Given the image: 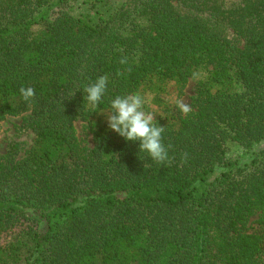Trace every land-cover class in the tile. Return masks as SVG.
Returning a JSON list of instances; mask_svg holds the SVG:
<instances>
[{
  "label": "trees",
  "instance_id": "16d2710c",
  "mask_svg": "<svg viewBox=\"0 0 264 264\" xmlns=\"http://www.w3.org/2000/svg\"><path fill=\"white\" fill-rule=\"evenodd\" d=\"M72 1L0 0V123L36 132L0 154V264H264V0ZM192 80L185 115L163 95ZM144 92L171 165L108 127L113 99Z\"/></svg>",
  "mask_w": 264,
  "mask_h": 264
},
{
  "label": "clouds",
  "instance_id": "9594fccd",
  "mask_svg": "<svg viewBox=\"0 0 264 264\" xmlns=\"http://www.w3.org/2000/svg\"><path fill=\"white\" fill-rule=\"evenodd\" d=\"M121 65L127 67L118 72L124 75L125 72L132 71L128 64V57L120 59ZM108 76H100L97 80L84 88L87 93V101L95 108L107 91ZM19 92L25 102L31 105L34 102L35 90L32 87H21ZM145 98L139 93L117 96L111 101V111L106 119L108 127L123 137L126 141L139 142V151L146 152L148 156L157 164L171 165L173 157L169 155L171 145L163 143L162 134L165 127L154 123V115L144 110ZM176 106L182 114L187 115L192 111L189 104L183 100H176ZM182 162L187 160V154H182Z\"/></svg>",
  "mask_w": 264,
  "mask_h": 264
},
{
  "label": "rangeland",
  "instance_id": "374dc122",
  "mask_svg": "<svg viewBox=\"0 0 264 264\" xmlns=\"http://www.w3.org/2000/svg\"><path fill=\"white\" fill-rule=\"evenodd\" d=\"M91 0H74L69 5V10L71 13L76 15L94 13L95 10L91 7ZM128 0H109L106 6L101 9V14L108 15L109 13L123 8ZM237 1V0H234ZM95 14V13H94ZM196 90V82L194 80L190 81L187 87L184 89L182 94H179L174 85H170L168 92L163 95L164 98L169 100L171 103L176 104V100H183L185 103L189 104L191 107V97ZM142 96L145 98L146 103L144 105V110L150 112L154 115L157 113L156 106L152 103V95L149 92H144ZM76 127L78 129L79 137L90 146L93 145L92 135L85 128L82 122H76ZM36 132L33 128L29 127L24 121V115L20 116H7L0 123V154H5L8 150L9 145L12 142L18 141L22 144L23 155L27 150H29L35 143ZM264 147V145L262 146ZM243 155V149L234 145L230 151V157H237ZM44 225L42 224V227Z\"/></svg>",
  "mask_w": 264,
  "mask_h": 264
}]
</instances>
